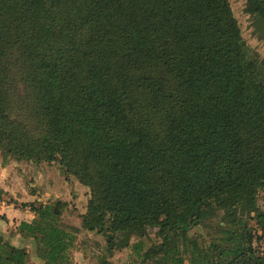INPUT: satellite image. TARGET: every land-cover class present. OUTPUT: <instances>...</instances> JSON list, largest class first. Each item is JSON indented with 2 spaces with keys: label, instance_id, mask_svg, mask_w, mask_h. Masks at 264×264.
Instances as JSON below:
<instances>
[{
  "label": "trees",
  "instance_id": "16d2710c",
  "mask_svg": "<svg viewBox=\"0 0 264 264\" xmlns=\"http://www.w3.org/2000/svg\"><path fill=\"white\" fill-rule=\"evenodd\" d=\"M245 9L264 34V0ZM0 152L87 196L78 224L22 203L0 264H74L83 232L139 264H264V56L229 0H0Z\"/></svg>",
  "mask_w": 264,
  "mask_h": 264
},
{
  "label": "rangeland",
  "instance_id": "374dc122",
  "mask_svg": "<svg viewBox=\"0 0 264 264\" xmlns=\"http://www.w3.org/2000/svg\"><path fill=\"white\" fill-rule=\"evenodd\" d=\"M229 2L247 44L260 57H263L264 34L259 30L257 19L245 9V0H229ZM30 194L42 195L44 201L53 198L68 200L70 208L61 217L66 224H78L76 213L85 207L87 200L86 186L79 181L66 179L58 164L54 162L34 164L29 160L8 156L4 158L0 152V200H2L0 209L13 202H18L25 207L27 205L22 203L29 201L27 199L31 197ZM198 231L204 233L205 228L199 227ZM154 239L153 232H149L144 239V246ZM78 240L82 241L80 247L73 251L74 264H101L103 258H106L110 264H139L141 262V257L130 245L116 248L112 254H109L104 248V239L95 233H80ZM254 244L258 246L262 244V241L255 240ZM143 264L155 263L146 261Z\"/></svg>",
  "mask_w": 264,
  "mask_h": 264
},
{
  "label": "crops",
  "instance_id": "0c3cea01",
  "mask_svg": "<svg viewBox=\"0 0 264 264\" xmlns=\"http://www.w3.org/2000/svg\"><path fill=\"white\" fill-rule=\"evenodd\" d=\"M35 198L39 200L43 199V196L31 195L27 200L31 201ZM0 215V232L7 234V232L11 228H14L19 221L31 220L34 213L32 210L28 209L27 206L23 207L18 202H13L2 206L0 209ZM9 239L11 243L16 245L25 244L26 248L31 251L30 261L39 262L38 257L33 253L32 241L30 239L22 238L19 234L12 235Z\"/></svg>",
  "mask_w": 264,
  "mask_h": 264
},
{
  "label": "built area",
  "instance_id": "2783aa9c",
  "mask_svg": "<svg viewBox=\"0 0 264 264\" xmlns=\"http://www.w3.org/2000/svg\"><path fill=\"white\" fill-rule=\"evenodd\" d=\"M2 204V200H0V205ZM28 209H30L28 206H27ZM31 210V209H30Z\"/></svg>",
  "mask_w": 264,
  "mask_h": 264
}]
</instances>
